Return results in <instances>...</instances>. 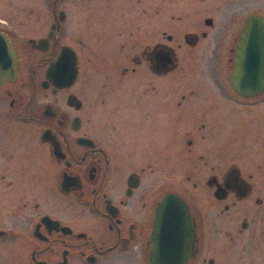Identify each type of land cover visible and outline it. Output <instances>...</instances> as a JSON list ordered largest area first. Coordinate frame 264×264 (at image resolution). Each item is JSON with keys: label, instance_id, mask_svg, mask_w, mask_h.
Returning <instances> with one entry per match:
<instances>
[{"label": "flooded vegetation", "instance_id": "1", "mask_svg": "<svg viewBox=\"0 0 264 264\" xmlns=\"http://www.w3.org/2000/svg\"><path fill=\"white\" fill-rule=\"evenodd\" d=\"M12 5L0 264H264V68L238 53L264 0ZM64 46L66 86L46 75Z\"/></svg>", "mask_w": 264, "mask_h": 264}, {"label": "water", "instance_id": "2", "mask_svg": "<svg viewBox=\"0 0 264 264\" xmlns=\"http://www.w3.org/2000/svg\"><path fill=\"white\" fill-rule=\"evenodd\" d=\"M258 18V16H252ZM253 29V31H251ZM62 54L48 67L46 75L54 84L58 85V79H62L63 86L70 85L77 75V64L75 51L64 46ZM238 53L245 55L249 59L251 73L256 82L261 73L260 67L264 68V25L262 23H250L241 35V41L238 45ZM20 54L17 53L10 37L3 31H0V87L7 81H14L20 63ZM264 88V76L252 90L258 92ZM243 92L242 89H239ZM171 195H168L164 204L171 201Z\"/></svg>", "mask_w": 264, "mask_h": 264}, {"label": "rangeland", "instance_id": "3", "mask_svg": "<svg viewBox=\"0 0 264 264\" xmlns=\"http://www.w3.org/2000/svg\"><path fill=\"white\" fill-rule=\"evenodd\" d=\"M46 2H58V0H0V19L1 20H8L11 24H18L16 19H10L11 17L8 16H4L2 15L3 13V8L9 7L10 5H12V3H14V5H30L32 8L35 9V12H40L41 9H43L45 7L44 3ZM36 8H39V10H36ZM37 15L33 16V20L36 22V24H42V23H46V21L43 19L42 21H36ZM19 31H18V37L20 40L24 39V49H31V46L28 42V39L31 36V32L28 30V27L26 28L25 26H19ZM78 53H82L80 52V47H79V52ZM27 54H31L32 56L35 55V53H27ZM35 59L39 58V54L37 53L36 57H34ZM43 75V74H42Z\"/></svg>", "mask_w": 264, "mask_h": 264}]
</instances>
